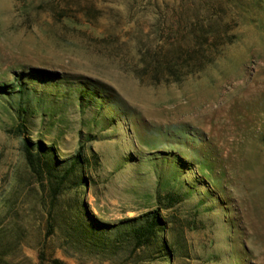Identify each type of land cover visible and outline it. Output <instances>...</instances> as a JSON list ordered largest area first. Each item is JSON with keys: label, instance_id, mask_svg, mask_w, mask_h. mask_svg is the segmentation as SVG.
<instances>
[{"label": "rangeland", "instance_id": "1", "mask_svg": "<svg viewBox=\"0 0 264 264\" xmlns=\"http://www.w3.org/2000/svg\"><path fill=\"white\" fill-rule=\"evenodd\" d=\"M4 85L0 264H264V0H0ZM38 141L86 181L55 194Z\"/></svg>", "mask_w": 264, "mask_h": 264}, {"label": "trees", "instance_id": "2", "mask_svg": "<svg viewBox=\"0 0 264 264\" xmlns=\"http://www.w3.org/2000/svg\"><path fill=\"white\" fill-rule=\"evenodd\" d=\"M200 70V69H197ZM14 89V86L4 85L0 86V93L3 94H12L10 91ZM16 93L20 94V96L24 95L26 92L23 89V86L20 85L18 91ZM23 98V96H22ZM25 110V109H24ZM23 112L25 113L26 111ZM24 127V126H23ZM34 147L36 148L34 151ZM24 150L26 153V159L28 165L30 166L33 173L40 177L45 178L53 184L54 193H58L62 186L67 181H75L76 187H80L83 182H85V177L83 175L84 165L86 163L82 154L78 152V154L69 161L70 165L63 172L58 170L56 165V156L53 147H46L43 145L41 141H38L36 144H30L29 142L24 144ZM174 198V197H171ZM170 198V199H171ZM174 200V199H171ZM125 223L126 236H128L129 240L133 242L135 249L145 248L147 246H151L153 241H157L158 237L162 232H165V225L158 216L157 213L151 212L147 213L139 218L130 219ZM105 228H100L98 230H94L91 234H87L84 229L80 226H75L72 230L75 234L80 235L82 238H85L87 242L90 244H95V242H102L103 245H108L106 240L100 239V232H106V225H103ZM83 229V230H82ZM97 229V228H96ZM80 230V231H79ZM83 231V232H82ZM82 233V234H81ZM94 242H92V241ZM92 242V243H91ZM111 246H115V243L109 244ZM165 249V246H164ZM40 264H45L46 258L45 255L42 254ZM52 264H64L62 261L56 259L52 262Z\"/></svg>", "mask_w": 264, "mask_h": 264}]
</instances>
